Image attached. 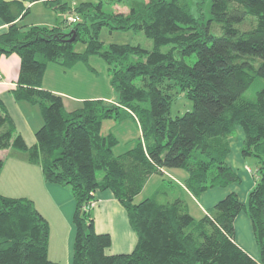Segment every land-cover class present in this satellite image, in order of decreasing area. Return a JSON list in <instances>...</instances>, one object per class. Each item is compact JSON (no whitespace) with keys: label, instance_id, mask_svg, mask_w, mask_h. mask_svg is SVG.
I'll return each instance as SVG.
<instances>
[{"label":"trees","instance_id":"obj_1","mask_svg":"<svg viewBox=\"0 0 264 264\" xmlns=\"http://www.w3.org/2000/svg\"><path fill=\"white\" fill-rule=\"evenodd\" d=\"M24 1L0 0V18L9 25L0 35V58L20 57L13 95L39 105L43 125L29 147L0 100V152L23 153L42 168L46 182L71 190L72 264H264V0H210L208 18L201 6L196 18L188 0H110L127 5V13L105 12L103 1L83 2L74 8L81 19L66 20L70 31L20 25L30 13ZM45 2L50 9H70L61 0ZM103 27L142 32L153 49L105 46ZM78 42L84 51L75 49ZM91 55L110 66L118 99L86 100L67 112L63 97L43 87L45 71L49 64L73 66ZM193 56L190 65L186 58ZM253 86L255 99L248 100L244 95ZM175 91L193 107L172 117ZM128 118L137 122L140 137L132 149L115 155L118 140L103 135L102 124ZM237 128L245 135L241 153L259 161L246 203L231 193L196 219L180 197L159 201L161 190L135 202L148 179L165 170H184L185 187L194 196L240 182L227 163ZM3 167L0 158V174ZM106 190L126 209L137 236L131 253L107 255L111 235L95 230L91 204ZM243 212L251 219L260 261L235 242V221ZM49 240V222L33 201L0 195V264H58L49 258Z\"/></svg>","mask_w":264,"mask_h":264},{"label":"crops","instance_id":"obj_2","mask_svg":"<svg viewBox=\"0 0 264 264\" xmlns=\"http://www.w3.org/2000/svg\"><path fill=\"white\" fill-rule=\"evenodd\" d=\"M38 2H45V0H39L34 3ZM24 4L29 7V5L33 3L27 4L24 1ZM24 20L25 18L18 23L22 25ZM45 24L49 27H53L50 23ZM8 28L9 25L4 23L0 18V35L5 34ZM58 65L59 64L54 63L48 65L43 78V87L63 97L67 112L78 109L86 100L101 99V97L85 96V90L79 91L77 87L73 89L71 85V92H67L63 88L57 87L59 85L51 83L55 80L57 73L60 71L58 70ZM74 67L76 66L72 68ZM19 71L20 57L17 54L3 55L0 58V100L7 108L17 131L23 137L25 143L31 147L37 142L36 132L43 125V118L39 105L31 104L26 101H17L15 99L13 90L17 87ZM107 100L109 103H116L117 101H111L109 98ZM237 131H240L239 135H241V137L237 139L231 137V151L227 157V163L238 175V170L243 166L244 171H246L244 175L249 182V187L246 191L242 193V190L239 189L237 185H229L226 187H214L206 190L199 196H194L185 187V180L188 174L182 169H172L165 170L163 174H155L158 177L162 175L163 179L166 178L167 180L164 179V181H161L153 196L161 190L162 186L165 185V181L173 183L170 184L169 187H178L180 190L182 189V192H185L186 196L190 197V204L185 201L180 190L178 194L164 191L166 197L160 199L159 196H161L162 193L157 196L158 200L167 202L173 197H180L185 202L191 215L198 219L202 218L208 211L212 210L219 201L231 193H236L239 199L243 203H246L249 195L248 192L255 187L256 181L253 182V179L251 180L250 173L247 170L248 167L244 164L245 160L241 154L245 135L241 128H237ZM102 134L107 135L103 132ZM0 158L4 161V167L0 174V195L27 198L33 201L39 212L49 222V258L58 264H62L63 262L65 264H72L73 246L76 236V229L73 223L76 202L71 190L59 184L46 182L40 166L29 163L25 159V155L21 152L5 149L0 152ZM155 175L148 179L143 189L149 186V183L152 182ZM96 196L97 203L91 208L95 230L99 234H110L112 238V245L106 250V254L117 255L131 253L137 244V236L129 223L126 209L115 199L113 193L109 190L97 192ZM138 196L139 195L135 197V201ZM143 199L145 198L137 202ZM249 219L250 218L244 212L239 214L236 218L235 242L253 259L260 261L259 248L255 240L251 219Z\"/></svg>","mask_w":264,"mask_h":264},{"label":"rangeland","instance_id":"obj_3","mask_svg":"<svg viewBox=\"0 0 264 264\" xmlns=\"http://www.w3.org/2000/svg\"><path fill=\"white\" fill-rule=\"evenodd\" d=\"M46 1V0H45ZM53 1V0H47ZM104 2V11L111 13V12H128V7L125 4H115L110 0H61L62 3L66 4L67 9L66 11H59L53 8H47L46 2H38L33 0H25L30 7V13L26 16L25 20L23 21L22 25L28 26H48L45 23H50L52 26H60L61 28H65L66 31H70V27L67 26L69 24L66 22L67 19H71L72 17L76 18L79 15L74 11V8L80 5L83 2H93L99 3ZM202 2H204L203 5ZM188 4L192 14L197 18L200 17V6L202 7V11L205 16L208 18L210 13V0H188ZM49 7V6H48ZM80 18V17H79ZM81 19V18H80ZM248 24L245 25L247 27ZM100 39L105 42V46H110L112 44H130V45H138L140 44L143 48L152 50L153 49V42L148 39L142 32H123V31H110L108 27H103L100 31ZM75 49L77 51H84L85 46L83 43L78 42L75 45ZM170 46H166L163 48L164 52L169 51ZM176 57H179L176 55ZM196 58L193 56L191 58H186V62L192 65L195 62ZM78 64V67H77ZM74 68L73 66H64L58 65L57 77L51 83L59 85L57 87L63 88L67 92H71L70 85L73 87H77L79 91L85 90L84 95L86 96H95L101 97L105 102H107L108 98L111 101H116L118 99V94L115 92L112 86V78L113 74L110 70V66L108 63L99 55H91L87 61H82L77 63ZM57 70V69H56ZM57 70V71H58ZM59 76V77H58ZM78 84V85H77ZM255 92L256 87L253 86L249 89L244 97L248 100L255 99ZM174 103L172 105L171 116H181L185 112L192 110L193 104L189 101L183 92L175 91L174 93ZM60 95V94H59ZM107 97V98H106ZM109 102V101H108ZM113 104V103H108ZM102 132L105 134H112L116 136L118 143L114 146V154L120 155L132 149L136 145V141L140 137V128L137 122L132 119H124V120H115V119H107L103 122ZM240 131H235L233 138L241 137L239 135ZM242 154V153H241ZM245 165H247V170L250 173L251 180L253 182L256 181L259 169V161L254 156H244L242 154ZM243 164V165H244ZM41 168V167H40ZM250 169V170H249ZM42 171V168H41ZM239 176L240 182L233 183L231 185H237L239 189L246 191L249 187L248 179L244 174L243 166L240 168ZM163 174V173H162ZM166 179V178H164ZM162 175L159 177L155 175L152 182L149 183V186L139 194L136 201H139L142 198H150L153 197L154 192L158 189V185L161 181H164ZM159 180V181H158ZM167 180V179H166ZM164 186H162L161 191L162 195L159 196L161 199L162 197L165 198L166 195L164 191H168L170 193L178 194L180 188H170L169 185L173 183H168V181L164 182ZM230 185V186H231ZM168 189V190H167ZM182 192V189L180 190ZM249 193V192H248ZM185 201L190 204L189 198L187 197L185 192H182ZM248 195V194H247ZM248 199V198H247ZM97 203V198L91 204V208L95 206ZM198 219V218H196ZM250 220V219H249ZM136 247V246H135ZM62 264H65L64 262Z\"/></svg>","mask_w":264,"mask_h":264},{"label":"built area","instance_id":"obj_4","mask_svg":"<svg viewBox=\"0 0 264 264\" xmlns=\"http://www.w3.org/2000/svg\"><path fill=\"white\" fill-rule=\"evenodd\" d=\"M79 20H80L79 17H76V18L72 17L71 19H68V22H69V23H76V22H78Z\"/></svg>","mask_w":264,"mask_h":264},{"label":"water","instance_id":"obj_5","mask_svg":"<svg viewBox=\"0 0 264 264\" xmlns=\"http://www.w3.org/2000/svg\"><path fill=\"white\" fill-rule=\"evenodd\" d=\"M72 34H73V32H71ZM74 38V34H73V37H72V39Z\"/></svg>","mask_w":264,"mask_h":264}]
</instances>
